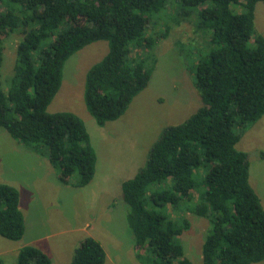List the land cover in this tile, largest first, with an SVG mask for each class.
Returning a JSON list of instances; mask_svg holds the SVG:
<instances>
[{
    "label": "trees",
    "instance_id": "trees-1",
    "mask_svg": "<svg viewBox=\"0 0 264 264\" xmlns=\"http://www.w3.org/2000/svg\"><path fill=\"white\" fill-rule=\"evenodd\" d=\"M260 1L0 0V127L47 157L60 182L87 186L97 154L85 122L72 112H48L66 61L95 41L108 42L107 54L87 71L84 89L86 108L103 127L122 117L149 85L154 49L168 37L172 20L178 24L197 11L210 43L193 68L203 105L167 126L145 165L122 183L127 223L143 248L137 251L143 264H192L181 241L191 228L187 212L210 220L202 264L260 262L264 206L250 182L248 155L237 149L248 125L264 116V36L255 29ZM11 34L20 40L13 73L3 81ZM25 229L19 190L0 183V236L19 241ZM106 260L102 243L87 236L71 264ZM16 264L53 261L25 245Z\"/></svg>",
    "mask_w": 264,
    "mask_h": 264
},
{
    "label": "rangeland",
    "instance_id": "rangeland-1",
    "mask_svg": "<svg viewBox=\"0 0 264 264\" xmlns=\"http://www.w3.org/2000/svg\"><path fill=\"white\" fill-rule=\"evenodd\" d=\"M198 21L197 11L178 24L172 20L168 37L154 49L157 64L149 85L133 99L122 117L103 127L88 112L84 89L87 71L107 54L108 42L95 41L66 61L61 87L48 112L78 115L93 135L98 161L95 178L88 186L73 189L61 185L54 169L41 156L27 147L18 148V142L0 127V183L19 190L28 227L20 241L0 236V249L8 251L10 263L17 245L25 246L23 243L34 235L52 234L48 242L55 252L53 258L49 256L54 264H71L74 249L87 236L102 243L106 264H143L137 258V251L144 253L143 248L136 247L127 223L122 182L145 165L152 145L167 126L183 122L203 105L193 68L210 43L209 33L199 28ZM255 29L264 36V0L256 5ZM19 40L16 34L5 40L3 81L13 73ZM237 149L248 155L250 182L264 206V116L248 125ZM186 216L191 228L181 238L185 254L192 264H202V246L211 228L210 220L192 212ZM62 231L70 232L54 236ZM14 254L16 264L18 249ZM252 264H264V260Z\"/></svg>",
    "mask_w": 264,
    "mask_h": 264
},
{
    "label": "crops",
    "instance_id": "crops-1",
    "mask_svg": "<svg viewBox=\"0 0 264 264\" xmlns=\"http://www.w3.org/2000/svg\"><path fill=\"white\" fill-rule=\"evenodd\" d=\"M89 131V130H88ZM90 133V132H89ZM91 135V141H92V145L94 146V139H93V135L92 134H90ZM101 137H105L104 135H102ZM14 140V139H13ZM15 141V140H14ZM17 147L18 148H20L21 149V147H25L23 144H21V143H17ZM95 148V147H94ZM33 152V151H32ZM35 153V152H34ZM21 154V153H20ZM37 154V153H36ZM37 155H39V154H37ZM39 156H41V160L48 166V165H50L51 166V168H53V166L50 164V162H49V160H48V158L47 157H45V156H43V155H39ZM97 161H98V158H97ZM54 169V168H53ZM96 171H97V164H96ZM54 175H55V177L57 178V180H58V182H60V180L58 179V175H57V172H56V170L54 169ZM95 178V177H94ZM100 178H98L97 180H99ZM94 180V179H93ZM124 182V181H123ZM122 182V183H123ZM61 183V185H63V186H65V187H71V188H73V189H80V188H77V187H74V186H72L71 184H63L62 182H60ZM89 185V184H88ZM87 185V186H88ZM86 187V186H85ZM82 188H84V187H82ZM99 194L101 195V190L99 191ZM20 209H21V206H20ZM22 210V209H21ZM23 215H24V213H23ZM25 219V218H24ZM25 226H26V229L28 228L27 227V223L25 222ZM26 229H25V232H26ZM72 231V230H71ZM69 232L70 231H62V232H58V233H56L54 236H56V235H60V236H63V235H66V234H69ZM25 235V234H24ZM24 237V236H23ZM53 236H52V234H49V235H45V234H41V235H34L33 237H32V239L30 240V241H27V242H25V243H23L24 245H32V246H36V247H38V248H40L42 251H44L46 254H48L49 256H51L52 258H53V254L55 255V252L54 251H52V247H51V245H50V243L48 242V241H50V239L52 238ZM20 241V240H19ZM20 245H22V244H19V245H17V248L15 249V252H16V250L18 249V251H19V249L21 248V247H23V245L21 246V247H19ZM76 249H74V251H75ZM14 252V253H15ZM13 253V255L11 256L13 259V261L10 263V261L8 260V257L6 258V256L7 255H9L8 254V251L4 248V249H0V264H13L14 263V258H16L15 257V254ZM53 253V254H52ZM51 258V259H52ZM72 260V259H71ZM17 261V260H16ZM53 261V260H52ZM53 264H54V262H53Z\"/></svg>",
    "mask_w": 264,
    "mask_h": 264
}]
</instances>
